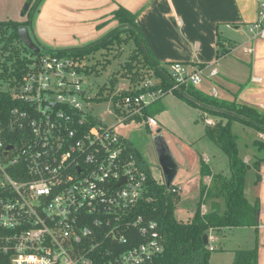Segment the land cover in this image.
I'll return each instance as SVG.
<instances>
[{
	"label": "built area",
	"instance_id": "2783aa9c",
	"mask_svg": "<svg viewBox=\"0 0 264 264\" xmlns=\"http://www.w3.org/2000/svg\"><path fill=\"white\" fill-rule=\"evenodd\" d=\"M257 2L250 31L264 38V1ZM209 69L172 63L169 88L149 79L144 93L112 102L115 111L121 108L119 125L144 116L154 130L156 119L143 110L183 86L199 87ZM217 74L212 69L209 77ZM12 94L30 110L13 112L18 117L9 129L23 133L17 142L0 126V249L11 264H148L159 255L157 223L136 215L147 174L135 153L125 152L129 143L117 125H105L86 109L90 98L73 61L41 57ZM129 228L146 241L121 251Z\"/></svg>",
	"mask_w": 264,
	"mask_h": 264
},
{
	"label": "trees",
	"instance_id": "16d2710c",
	"mask_svg": "<svg viewBox=\"0 0 264 264\" xmlns=\"http://www.w3.org/2000/svg\"><path fill=\"white\" fill-rule=\"evenodd\" d=\"M44 2L45 0L29 1L25 9L26 14L30 12L26 22H0V70L1 76L7 81L10 89L19 87L30 66L46 55L72 60L82 77H90L94 73L98 77L97 66L101 64L100 62L104 61L102 68L106 69L115 60L120 61L122 57L127 56L126 63L118 70V77L128 81L133 89L130 87L129 91L115 93L119 78H114L110 81V86L104 85L96 98L88 101L120 103L129 95L144 93L145 89L141 88L142 84L146 80L153 79L154 76L162 80L158 87L167 89L171 86L170 76L167 78V69L154 58L137 23V15L122 6L112 13L111 20L117 23L116 28L92 43L77 48L57 50L44 47L39 42L44 47L41 53L30 51L20 40L18 31L22 26L31 27V18L34 19ZM92 60H96L99 64H91ZM173 94L190 106L220 119L214 126H206L204 136L213 141L226 154L231 175L213 174L209 166L202 163L201 176L202 178L210 176L211 183L201 185L199 202L192 219L182 221L175 215L181 202L180 194L173 192V186L168 188L165 182L161 183L156 180L150 167L140 161L137 149L127 146L125 152L135 153L147 174L144 193L136 208V215L141 216L145 221L157 223L162 244V252L148 264H211L209 260L212 252L209 249L211 245H204L203 236L205 234L209 236L212 232L247 227L255 229L256 245L252 249L235 250L234 264H259L258 229L261 203L258 199L251 203L245 195L246 176L250 164L240 156L238 136L233 133L232 126L238 122L264 134V111L237 100L226 101L206 95L193 86H183ZM151 107L152 105L146 107L143 115L153 116ZM15 110L19 113L28 111L30 104L16 97L9 90L0 88V126L9 136L11 131L10 139L13 143L23 136L19 129L12 127L9 129V126L15 122V117H18L13 113ZM116 111L120 113L121 108L116 107ZM91 119L95 120L92 117ZM133 119L139 121L140 116L128 118L126 124ZM224 120H226L225 123ZM254 145L259 150H264V142L256 141ZM263 161L264 158H257L253 163V168L257 171L258 182L261 179L259 172ZM215 200H219L221 204V213L213 214L210 211L204 213L203 205H209ZM125 235V243L120 244L121 251L146 241V237L140 233L138 228H129ZM0 264H11L10 255L1 249Z\"/></svg>",
	"mask_w": 264,
	"mask_h": 264
},
{
	"label": "crops",
	"instance_id": "0c3cea01",
	"mask_svg": "<svg viewBox=\"0 0 264 264\" xmlns=\"http://www.w3.org/2000/svg\"><path fill=\"white\" fill-rule=\"evenodd\" d=\"M120 6L137 15V23L154 58L167 69V78L170 76L168 64L175 62L187 66L210 67V69L218 67V74L209 77L208 72L206 81L213 82L214 79L221 77L224 83L233 86L240 85L232 80L235 72L240 71L241 75L244 72H250L247 83L239 86L244 87L237 94L238 96L223 88L225 96L233 95L238 97V101L264 111V38L259 32L250 31V26L258 21L260 6L257 0H45L40 12L32 21V30L44 47L60 49L84 46L116 28L117 23L112 21L111 17ZM163 97L152 101L150 105L159 107L160 110L165 109ZM214 97L220 99L216 90H214ZM151 117L155 118V116ZM203 118L208 120L206 114ZM207 122L208 125H212V120ZM130 123L135 126L134 131H118L128 140L130 147L137 149L140 161L150 167L154 178L159 182H165V178L158 157L154 158L148 154L152 159L150 162L147 161L143 157L145 151L136 148L128 138L142 128H146L149 133L156 131L157 136L160 135L166 139L177 160L176 176L181 175V167L184 165L191 170L198 167L199 157L194 153L192 163H187L188 152L185 145L173 133L168 131L165 133L162 128L158 129L160 126L158 121L154 130H150L143 122ZM153 167L161 169L157 176L153 173ZM199 168L201 174V165ZM200 174L198 177L201 176ZM183 176L186 177L187 174ZM205 178L211 183L210 176L203 179ZM260 178V184H256L254 201L258 199L261 203L258 245L259 264H264V161L260 169ZM172 186L177 188L180 194V187ZM199 197L200 195L193 200V205H197ZM254 201L250 202L254 203ZM210 206L211 203L203 205V212H209ZM237 231L247 232L245 242L237 243L234 248L222 249L234 252L255 247V229L248 227L212 232L209 235V244L211 245V239L215 234L227 237L226 235ZM214 248L216 250L215 246Z\"/></svg>",
	"mask_w": 264,
	"mask_h": 264
},
{
	"label": "rangeland",
	"instance_id": "374dc122",
	"mask_svg": "<svg viewBox=\"0 0 264 264\" xmlns=\"http://www.w3.org/2000/svg\"><path fill=\"white\" fill-rule=\"evenodd\" d=\"M29 1L35 0H0V22H26L29 19L30 14V12L28 14L25 13V9ZM39 12L37 11L34 19L31 18L32 21L35 20ZM70 48L64 47L60 49ZM126 61L127 56H124L120 61L115 60L114 62H112V65H109L106 69L102 68V65L104 63L103 61L100 62L101 64L97 66L99 71L98 77L95 75V73L90 77L83 76V78L81 76L83 79V90L87 95L86 99L96 98L97 94L100 92L101 88L104 85L110 86L111 80H114V78H119L118 70L122 68ZM91 64L97 65L99 64V62L97 63L96 60H92ZM214 68H217L216 70H218V67H212V69ZM212 69H209L208 72L210 73ZM249 73L250 72H244L241 75L240 71L235 72L236 75H233L232 80L237 82V84H240L239 86H241L242 84H246L250 78ZM153 79L154 82L158 85H160L162 82L161 78L159 77L154 76ZM239 86L226 84L220 77L214 79L213 82L206 81V79H204V82L197 89L212 97H214V90H216L220 99L226 101H238V97H233V95L225 96L223 88L228 89L233 94H236L235 96H237V94L241 91V88ZM9 87L10 86L7 81L1 76L0 70V88L3 90L12 91L13 93L15 92V90H18V87L13 89H10ZM130 87L131 89H133L128 81L119 78L115 93L117 91H129ZM162 102L165 108L163 110H160V108L156 106L151 107V113H153L152 115L155 116L160 125L158 126V129L162 128L163 132L167 133L168 131L179 137L180 141H182V143L185 145L188 152L186 154L187 163H192V154L195 153L199 157L197 159L198 167L196 169L191 170L187 165H184L183 167H181V175H177L172 183V185L178 188L180 187L181 202L175 214L176 218L182 221H190L192 218L193 210H195L197 207V205L192 204L193 200H196V198L200 195L199 193L201 185L210 183L209 179H203L201 176L198 177V175L200 174L199 167L200 165H202V162L207 164L210 167L211 171L214 173H222L225 176L231 175L226 154L208 137H203L205 134L206 126H208L207 121L212 120L211 126H214L216 122L220 121V119L218 117L206 114L201 109L190 106L188 103L179 99L175 96V94L172 93L165 95L162 98ZM85 105L90 114H92L97 120L104 123L105 125H108L110 127L117 125L116 128L118 130H125L130 132L134 131L135 126L132 123H123L119 125V113L115 111V107L112 102L98 103L90 100L86 101ZM205 114L208 120L203 118ZM144 118V116L140 117V120L138 121L136 119V121L142 122ZM225 122L226 120H224V123ZM232 130L233 133L238 136V148L240 156L244 158L245 162H247L246 160H248V163L250 164V169L248 170L246 176L245 195L248 200L252 202L255 200V194L257 191L256 184H260L261 182H258L257 180V171L253 168V163L257 160V158H264V150H259L258 147L254 145V143L256 141L264 142V134H262L261 132H257L255 129L245 127L238 122H235L233 124ZM156 133V131L149 133L146 128H142L141 130L135 131L134 134L128 137L129 140L134 144V146H136V148L145 151V156L143 155V157L146 158V160L149 162L152 159L151 156L154 158L157 157V153H155L154 149V137L157 136ZM148 154H150L151 156H149ZM159 170H161L159 167H153V173L155 176L159 174ZM185 173L187 174L186 177L183 176ZM185 178L188 179L184 180ZM187 189L189 190L187 191ZM191 207L195 208L192 210ZM203 210L204 209L202 207V211ZM247 235V232L238 231L234 234L226 235L227 237L217 234L213 235L211 239V246H215L216 250L210 253V263L234 264L235 253L231 252L230 250L225 251L222 248L230 249L234 248V246L241 241L242 243H244L247 239Z\"/></svg>",
	"mask_w": 264,
	"mask_h": 264
},
{
	"label": "water",
	"instance_id": "95a60500",
	"mask_svg": "<svg viewBox=\"0 0 264 264\" xmlns=\"http://www.w3.org/2000/svg\"><path fill=\"white\" fill-rule=\"evenodd\" d=\"M18 34L24 46L27 47L30 51L40 54L44 49V47L35 37L32 30V25L31 27H20ZM154 145L155 153H157L158 161L165 178V184L168 188H170L176 177L178 169L176 157L166 139H164L162 136L159 135L154 138ZM210 212L213 214L221 213V204L219 200H215L211 203ZM203 241L205 246L209 245V236L207 234L203 236Z\"/></svg>",
	"mask_w": 264,
	"mask_h": 264
},
{
	"label": "flooded vegetation",
	"instance_id": "af4514ba",
	"mask_svg": "<svg viewBox=\"0 0 264 264\" xmlns=\"http://www.w3.org/2000/svg\"><path fill=\"white\" fill-rule=\"evenodd\" d=\"M154 147H155V145H154ZM155 149V148H154Z\"/></svg>",
	"mask_w": 264,
	"mask_h": 264
}]
</instances>
